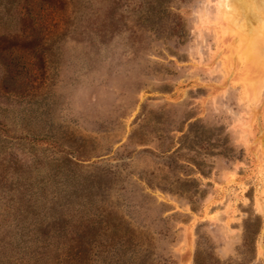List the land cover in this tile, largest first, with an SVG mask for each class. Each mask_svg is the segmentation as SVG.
I'll return each instance as SVG.
<instances>
[{
  "label": "rangeland",
  "instance_id": "374dc122",
  "mask_svg": "<svg viewBox=\"0 0 264 264\" xmlns=\"http://www.w3.org/2000/svg\"><path fill=\"white\" fill-rule=\"evenodd\" d=\"M231 1L0 0V264H264V0Z\"/></svg>",
  "mask_w": 264,
  "mask_h": 264
},
{
  "label": "bare ground",
  "instance_id": "6f19581e",
  "mask_svg": "<svg viewBox=\"0 0 264 264\" xmlns=\"http://www.w3.org/2000/svg\"><path fill=\"white\" fill-rule=\"evenodd\" d=\"M227 2L225 3V5H226V8H227V10L229 11V14L228 13H226V14H228V18L230 17V22L231 23H234L235 22V20H237L238 18H240V17H238L239 15H238V12L237 13H235V15H232V14H230L231 12H235V9H234V6L231 4L232 3V1L230 2V0H226ZM234 3V2H233ZM224 5V6H225ZM238 10V9H237ZM240 11V10H239ZM241 13V12H240Z\"/></svg>",
  "mask_w": 264,
  "mask_h": 264
},
{
  "label": "trees",
  "instance_id": "16d2710c",
  "mask_svg": "<svg viewBox=\"0 0 264 264\" xmlns=\"http://www.w3.org/2000/svg\"><path fill=\"white\" fill-rule=\"evenodd\" d=\"M106 228L108 229V226H106ZM111 230L114 231V233H125L127 234V230L124 229V226L120 223H117V224H113L112 227H111ZM112 256V255H111Z\"/></svg>",
  "mask_w": 264,
  "mask_h": 264
}]
</instances>
